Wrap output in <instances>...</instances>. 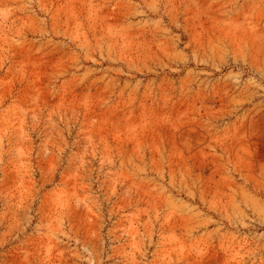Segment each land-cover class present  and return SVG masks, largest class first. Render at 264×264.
I'll list each match as a JSON object with an SVG mask.
<instances>
[{
	"label": "rangeland",
	"instance_id": "rangeland-1",
	"mask_svg": "<svg viewBox=\"0 0 264 264\" xmlns=\"http://www.w3.org/2000/svg\"><path fill=\"white\" fill-rule=\"evenodd\" d=\"M0 264H264V0H0Z\"/></svg>",
	"mask_w": 264,
	"mask_h": 264
}]
</instances>
